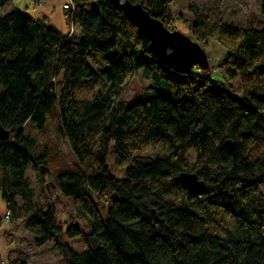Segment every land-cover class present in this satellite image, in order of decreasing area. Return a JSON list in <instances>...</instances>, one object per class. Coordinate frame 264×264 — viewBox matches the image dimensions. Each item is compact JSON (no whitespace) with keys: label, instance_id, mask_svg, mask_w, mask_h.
<instances>
[{"label":"trees","instance_id":"obj_1","mask_svg":"<svg viewBox=\"0 0 264 264\" xmlns=\"http://www.w3.org/2000/svg\"><path fill=\"white\" fill-rule=\"evenodd\" d=\"M123 1L170 29L176 0ZM72 2L74 36L21 10L0 16V124L11 132L0 142V200L11 221L24 220L38 247L56 243L69 264H264V27L213 22L191 5V38L223 45L227 73L179 79L121 5ZM138 74L149 91L123 100ZM238 76L243 98L230 95ZM55 115L77 164L53 172L25 129L45 133ZM151 145L162 152L143 157ZM185 172L206 191H189Z\"/></svg>","mask_w":264,"mask_h":264},{"label":"rangeland","instance_id":"obj_2","mask_svg":"<svg viewBox=\"0 0 264 264\" xmlns=\"http://www.w3.org/2000/svg\"><path fill=\"white\" fill-rule=\"evenodd\" d=\"M34 1H39L36 3V6L39 7L43 4L44 0H10L5 7L0 8V16H5L7 13L17 10L26 12L32 7ZM121 1L124 2L123 0ZM54 2L56 3V6L54 5V16L60 21L64 18V12L65 19L68 22V13L63 8V5L69 2L63 0H54ZM61 2H65L62 5L63 12L61 11ZM195 3L205 14H208L213 22L224 21L238 28L255 27L262 29L264 27V14L261 10L262 0H176L171 7L172 20L169 24L171 31L179 30L193 37L195 40V36L193 35L194 18L190 12V6ZM67 25L69 30H72L71 24L69 25L67 23ZM204 46L210 60V75L217 81L223 79L227 73V67L225 66L228 58L227 50L223 45L212 39L205 42ZM90 61H92L91 58ZM95 66L97 70L100 68V65ZM170 74L173 78H183L181 74L174 73L173 71ZM231 85L232 90H230V95L243 98L245 90L243 80L238 76V79L232 81ZM150 86L151 83L146 81L142 75L138 74L124 86L122 99L132 101L133 99L141 98L145 92L149 91ZM81 96L86 99L92 97L89 92ZM50 119L49 126L46 130L47 132L45 133L37 131L30 125L25 130L32 136H36L41 151L48 149V153L51 154L49 164H51L52 171L55 172L66 166H75L77 163L69 142L58 130L60 119L56 115ZM161 152L162 148L159 145H151L147 146L141 155L143 157H152ZM194 156L193 151L188 154L191 162L195 161ZM109 161L111 171L120 177L123 176V168L116 165L112 155L109 157ZM258 188L259 192L264 195V185ZM1 203H3L2 200H0V205ZM70 215V213L64 214L63 219H70ZM2 220L6 224L4 229L2 227L3 224L0 226V231L4 233V238L2 237L3 234H0L2 239L1 244L4 245L3 248L9 249L7 252V250L0 248L2 256V252L6 251L4 258L0 257L3 260V264H69L67 263L65 253L57 247L56 243L38 247L34 236L29 231H26L24 220L13 223L7 212L0 221Z\"/></svg>","mask_w":264,"mask_h":264},{"label":"water","instance_id":"obj_3","mask_svg":"<svg viewBox=\"0 0 264 264\" xmlns=\"http://www.w3.org/2000/svg\"><path fill=\"white\" fill-rule=\"evenodd\" d=\"M114 4L121 5L125 14L136 24L140 35L149 40V51L163 65L173 72L185 74L195 68L209 71L210 60L206 50L195 42L189 35L179 30L171 31L159 19L150 15L143 4H133L130 1L110 0ZM11 132L0 124V142L7 141ZM180 179L189 191L203 193L206 191V183L201 181L195 173H182Z\"/></svg>","mask_w":264,"mask_h":264},{"label":"crops","instance_id":"obj_4","mask_svg":"<svg viewBox=\"0 0 264 264\" xmlns=\"http://www.w3.org/2000/svg\"><path fill=\"white\" fill-rule=\"evenodd\" d=\"M65 2H70L72 0H63ZM39 2V1H34V4L32 5V7H30V9L28 11H26L27 14H30V16L33 18V19H36V20H40V19H43V20H46L48 23L54 25L58 30L62 31L63 33L65 34H68L69 30H68V25H67V20L65 19V13L63 12V8H62V5L65 3V2H61V11L63 12V17L62 20L58 21V19L54 16V5L56 4L54 2V0H44L43 1V4L41 6H36V3ZM60 5V4H59ZM56 6V5H55ZM25 12V11H24ZM7 212L6 210V205L3 203H1L0 205V220L3 219L5 213ZM3 221V220H2ZM1 221V225L3 227V229L5 228V222ZM0 234H3L2 237L4 238V233L0 231ZM1 236V235H0ZM1 237H0V248L3 250H8L9 249H6L5 247L3 248L4 245L1 244ZM6 251L2 252L3 253V256L2 254L0 253V257L4 258V255H6L5 253Z\"/></svg>","mask_w":264,"mask_h":264},{"label":"built area","instance_id":"obj_5","mask_svg":"<svg viewBox=\"0 0 264 264\" xmlns=\"http://www.w3.org/2000/svg\"><path fill=\"white\" fill-rule=\"evenodd\" d=\"M63 8H65V10L67 11V13H71L75 10V5H74V2L70 1L69 3H66L65 5H63ZM71 29L70 32H69V36H74V34H78V29H76V26H71ZM9 217H10V214L8 213Z\"/></svg>","mask_w":264,"mask_h":264}]
</instances>
